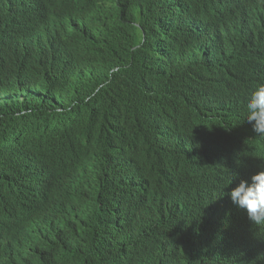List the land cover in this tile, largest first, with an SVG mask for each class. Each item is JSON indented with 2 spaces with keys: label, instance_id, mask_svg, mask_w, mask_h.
Returning a JSON list of instances; mask_svg holds the SVG:
<instances>
[{
  "label": "trees",
  "instance_id": "16d2710c",
  "mask_svg": "<svg viewBox=\"0 0 264 264\" xmlns=\"http://www.w3.org/2000/svg\"><path fill=\"white\" fill-rule=\"evenodd\" d=\"M189 1L107 0L111 21L87 42L88 58H84L80 68L57 81L54 88L50 83L39 89L28 86L19 94L27 98L21 103L12 102L0 88V99L8 104L0 105V186L6 191L25 177L29 189L22 192L24 195L34 190L35 195L49 196L41 221L43 230L53 228L52 238L39 254L38 264L52 263L61 248L67 251L65 258L59 259L62 264L67 258L68 264H143L144 248L159 239H154L158 235L142 233L136 208L125 198L127 163L129 194L132 187L133 192H139L138 184L133 183L147 166L171 167L177 173L170 184L169 202L161 209L168 220L162 234L173 245L165 249L162 263L155 256L157 264H231L234 253L241 251L219 230L227 227L222 207L238 213L227 195L223 206L213 212L214 231L204 233L201 226L200 233L198 228H187L183 223L191 213H197L200 205L196 195L190 193L193 182L208 174L204 163L179 156L174 129L181 118L199 116L193 108H204L210 90L231 70H238L243 76L245 62L236 52L232 56L225 46L183 32L184 10ZM253 39L258 43L259 34L255 33ZM247 51L252 49L246 46ZM80 75L89 80L88 84L81 81L78 85ZM98 112L102 125L96 124ZM238 121L226 118L221 130L233 128ZM53 128L59 133L43 137L46 129ZM193 130L197 135L204 134L200 127ZM186 132L188 129L184 128L180 134ZM59 135L62 141L69 142L60 148L67 151L64 154H54L55 147L47 145L59 140ZM84 138L88 140L82 141ZM93 145L95 148L90 150ZM247 150L246 155H241L238 169L235 166L231 173L223 174L225 164L222 172L216 174L211 201L222 200L224 192L229 193L240 179L251 178L248 173L258 161L252 153L257 155L260 145L249 143ZM74 153L79 156L73 161L81 160L84 166L91 167L90 189L85 201L66 214L56 199L62 198L59 187L65 166L73 162L64 159ZM232 173L238 177L227 187ZM118 178L120 186L116 185ZM33 179L36 182L30 183ZM3 194L0 192V196ZM10 194L19 196L20 192L6 193ZM202 200L206 204V194ZM116 208L120 220L116 219ZM148 212L144 209L141 218ZM229 214L232 223L237 217ZM72 225L82 230H74ZM3 231L0 228V233ZM77 234H89L90 238L76 241L81 244L79 249L68 250L69 244L79 237ZM176 241L179 248L175 247ZM180 243L192 245L184 247Z\"/></svg>",
  "mask_w": 264,
  "mask_h": 264
},
{
  "label": "clouds",
  "instance_id": "9594fccd",
  "mask_svg": "<svg viewBox=\"0 0 264 264\" xmlns=\"http://www.w3.org/2000/svg\"><path fill=\"white\" fill-rule=\"evenodd\" d=\"M107 5V0H0V30L6 26L12 31L11 36L21 38V43L26 41L27 36L41 35L38 37L40 42H29L33 45L31 49L36 48L35 45L40 48L37 51L17 54L13 47L0 45V88L12 102L18 100L21 103V99H27L23 94L19 97V94L28 86L39 89L44 85L49 86L50 83L54 88L57 81L65 80L75 69L80 68L87 57V42L96 38L102 23L111 21ZM31 8H34L31 14H24ZM184 11L185 18L181 26L184 33L225 46L232 56L236 52L245 62L242 67L243 76H239L238 70H231L225 78L218 81L213 90H210L204 108H193L199 116L191 114L181 118L174 129V132L177 130L175 138H178L176 151L179 156L204 163L208 174L202 180L193 182L190 193L196 195L200 205L197 213H191L183 223L187 228H198L200 233L201 226L204 233L214 231L211 226L213 212L223 206L227 195L238 213L222 207L227 227L219 230L235 246L239 245L237 249H241L239 253H234L231 264H238L240 261L264 264V241L261 238L264 237V0H190ZM38 20H43L45 24L52 22V25L46 26L48 30L45 32L41 29H37L38 32L30 31L31 29L29 32L22 31L36 26ZM53 29L65 30L66 33L54 35ZM255 33L259 34L258 43L253 39ZM6 34L7 32L0 34V40H3L2 35ZM48 38L53 42H49ZM245 38L255 46L249 45ZM246 46L252 49V52L246 53ZM3 49L10 51L9 54L3 53ZM17 71L30 74L31 78L19 77L16 75ZM45 72L49 74V78H46ZM228 117L234 120L238 118L239 121L236 126L223 132L221 126ZM100 118L98 112L97 125H102ZM195 127H200L204 134H195ZM184 128L188 129V132L180 134ZM57 132L53 128L46 129L43 134L45 136ZM256 134L261 141L256 140ZM179 135L181 136L178 137ZM256 142L260 145V151L257 155L252 153L258 161L248 173L251 178L240 179L229 193L224 192L222 200L211 201L210 197L216 189L213 185L216 174L222 172L225 164L227 167L223 174L231 173L235 166L238 169L241 155L247 154L248 144ZM68 144V141L61 139L53 144L47 143L55 147L54 154L67 152L60 148ZM64 160L70 162L74 158ZM90 168L84 166L81 160L65 166L59 187L62 198L56 201L66 214L73 212L85 201L88 192L82 189H90ZM146 168V171L135 178L133 186L138 184L140 190L138 193L133 192L132 187L129 202L136 208L144 231L142 233L153 237L158 235L154 238L159 239L158 242L150 248L151 252L154 251L156 256H159V263H162L166 256L165 249L173 244L166 239V234H162L168 220L165 219L166 215L161 213V209L169 202L170 184L177 173L172 171L171 167L162 168L157 164ZM237 177L238 174L232 173L227 187L232 185ZM25 182L24 177L11 185L10 191H19V196H0V227L3 226L4 229L3 233H0V264H38L39 254L52 238L53 228L48 227V236H45L41 221V211L49 196L35 195L34 190H30L29 195H24L22 192L29 189ZM35 182L33 179L30 183ZM0 192H5V188L0 186ZM205 194L206 204L202 200ZM25 199L28 200L23 203ZM34 199L38 200L35 204L32 202ZM7 201L11 205L6 206ZM144 209H149V212L142 219ZM13 212L15 214H12ZM229 212L237 217L232 223L228 220ZM21 217L24 219L21 220ZM144 225L147 226L145 229ZM239 236L242 237L239 239ZM8 237L16 240L9 241ZM36 238H40L37 243L20 240L30 241ZM180 244L184 247L192 245ZM175 247L179 248L178 241ZM66 254L67 251L63 248L59 249V254L50 264H62L59 259H64ZM149 256L146 262L152 264V256ZM65 264H68V258Z\"/></svg>",
  "mask_w": 264,
  "mask_h": 264
},
{
  "label": "bare ground",
  "instance_id": "6f19581e",
  "mask_svg": "<svg viewBox=\"0 0 264 264\" xmlns=\"http://www.w3.org/2000/svg\"><path fill=\"white\" fill-rule=\"evenodd\" d=\"M42 7H45V6H42ZM9 8V7H8ZM34 8H31V9H29V10H27V12H24V14H31V11L33 10ZM31 23V22H30ZM41 23H42V25H41ZM2 23H0V25H1ZM49 25H52V22H50V23H48V24H45V22L42 20H38L37 22H36V26H33V28H26V29H24V30H22V31H25V32H29V29H31L30 31H36V32H38L37 31V29H41V31H43V32H45V31H47L48 30V28L46 27V26H49ZM101 25H105V23H102ZM50 29V28H49ZM53 31H55L54 33H52V34H54V35H56V34H58V33H66V31L65 30H56V29H53ZM3 32H7V35H5V36H2L3 37V40H0V45L1 44H4L5 46L4 47H13V50L18 54V53H20V52H22V53H27V52H29L30 50H39L40 48H37L38 46L37 45H35L34 47H36V48H34V49H31L32 48V46L33 45H30L29 44V42H40L41 41V39H39L38 37L39 36H41L40 34H35L34 36H27V37H25V40L26 41H24L23 43H21L20 41H21V38L20 37H13V36H11L10 35V32H12V31H9L7 28H6V26L5 27H3V30H0V34H2ZM0 38H1V35H0ZM48 41L49 42H53V41H51L49 38H48ZM12 42H15V44H13ZM9 52L10 51H8L7 49H3V53H6V55H7V53L9 54ZM16 59H18V58H16ZM18 60H15V62H17ZM66 65V64H65ZM16 75L17 76H19V77H26V78H31V76H30V74H27V73H23V72H19V71H17L16 72ZM45 75H46V78H49V74L47 73V72H45ZM51 77V76H50ZM82 77L83 76H79V78H80V81L78 82V85L80 86V84H81V81L83 82V84H85V83H87L88 84V82H89V80L87 79H82ZM21 79H23V78H20V80ZM5 102H7V101H4V99H0V105H8V104H5ZM57 133H59V132H57ZM63 134V133H62ZM43 137H44V135H43ZM43 137L42 138H40L39 140L41 141L42 139H43ZM59 138L61 139V137H60V135H59ZM88 140V138H84L82 141H87ZM256 140L257 141H261V138L256 134ZM88 144L89 142H83V144ZM90 144V143H89ZM93 148H95V146L93 145L92 146V148L90 149V150H92ZM73 154V153H72ZM74 154H76V155H74V156H71L72 158L73 157H78L79 156V154H77V153H74ZM129 155H127L126 157H128ZM128 158H126V161L128 162V160H127ZM6 160H7V158H6ZM118 161V159L116 158V162ZM129 166V164L127 163L126 164V166H125V168H124V170H126V173H124V178H125V188L123 189V190H125V198H126V196H127V201L129 202V200H128V197H129V188H128V178H127V175L129 174L128 173V167ZM45 170H47V169H42V171H45ZM84 173H85V171H83ZM56 173H59V171H57ZM104 173H105V170H104ZM116 173H117V176H118V172H117V170H116ZM155 178H157V176L155 177ZM116 185L117 186H120V184H119V178H118V181L116 182ZM34 186H35V184H34ZM95 190V189H94ZM82 191H84V192H88L89 190L88 189H82ZM117 192V191H116ZM38 193V192H37ZM4 195V194H3ZM6 195V194H5ZM8 197H12V195L10 194V196H8ZM74 197V196H73ZM11 200V199H10ZM27 200L28 199H25L24 201H23V203H25V202H27ZM18 201V200H17ZM33 204H35L36 202H38V200L37 199H34L33 201ZM5 205L6 206H9V205H11L10 204V202L9 201H7V202H5ZM4 208H11V207H4ZM115 212H116V214H115V216H116V219L118 220L119 219V209L118 208H116V210H115ZM12 214H15V212H13ZM24 219V217H21V220H23ZM17 220V219H16ZM120 220V219H119ZM0 223H2V221L0 220ZM72 227L74 228L75 227V229L74 230H82L81 228L80 229H77V227H76V225H72ZM0 228H3V226H1ZM75 236H79V237H75V242L73 243V244H69L70 246H69V249L68 250H71V251H73V250H76V249H79V247H80V243L79 242H76V241H82V240H87V239H89L90 238V235L88 234V235H81V234H77V235H75ZM155 244V243H154ZM156 245V244H155ZM158 246V245H157ZM237 247L239 246V245H236ZM262 252H264V251H262ZM148 255H150V256H152V261H153V263L152 264H157V262L155 261L154 262V259H155V256H156V254H155V252L153 251V252H151V248L150 247H145L144 248V250H143V253H142V255H141V260H142V262H143V264H148L147 262H146V260L148 259L147 257H148ZM149 256V257H150Z\"/></svg>",
  "mask_w": 264,
  "mask_h": 264
},
{
  "label": "water",
  "instance_id": "95a60500",
  "mask_svg": "<svg viewBox=\"0 0 264 264\" xmlns=\"http://www.w3.org/2000/svg\"><path fill=\"white\" fill-rule=\"evenodd\" d=\"M9 191H10V188L7 189V190L4 192V194L9 193ZM40 231H42V230H40ZM40 231H39V232H40ZM44 231H45V232H44V233H45V236H48V235H47V231H48V229H45ZM40 233H41V232H40ZM9 238H10V239H9ZM8 239H9V241H14V240H16V238H11V237H8ZM36 239H37V238H36ZM36 239L30 240V241H28L27 239H20V240H22V241H24V242H25V241H26V242H32V241H34V242L37 243V242H38V239H37V240H36ZM23 250L25 251L26 248H23Z\"/></svg>",
  "mask_w": 264,
  "mask_h": 264
}]
</instances>
